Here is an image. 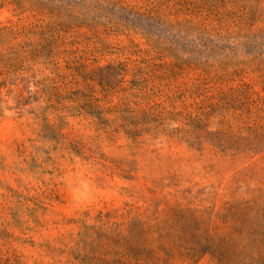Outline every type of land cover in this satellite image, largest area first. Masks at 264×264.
Masks as SVG:
<instances>
[{
	"label": "rangeland",
	"instance_id": "rangeland-1",
	"mask_svg": "<svg viewBox=\"0 0 264 264\" xmlns=\"http://www.w3.org/2000/svg\"><path fill=\"white\" fill-rule=\"evenodd\" d=\"M0 264H264V0H0Z\"/></svg>",
	"mask_w": 264,
	"mask_h": 264
}]
</instances>
